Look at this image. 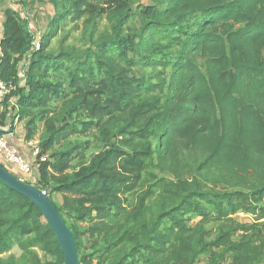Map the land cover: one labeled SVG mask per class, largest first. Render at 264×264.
Here are the masks:
<instances>
[{"label": "trees", "instance_id": "1", "mask_svg": "<svg viewBox=\"0 0 264 264\" xmlns=\"http://www.w3.org/2000/svg\"><path fill=\"white\" fill-rule=\"evenodd\" d=\"M51 1L39 41L27 15L3 11L0 77L13 89L0 134L27 119V141L43 122L34 161L52 159L38 162L35 185L71 229L80 264H264V0ZM106 13L111 31L72 66L47 51L67 15L95 29ZM80 136L99 141L88 161ZM14 244L26 264H41L34 246L64 264L40 210L0 182V264H16L1 257Z\"/></svg>", "mask_w": 264, "mask_h": 264}, {"label": "rangeland", "instance_id": "2", "mask_svg": "<svg viewBox=\"0 0 264 264\" xmlns=\"http://www.w3.org/2000/svg\"><path fill=\"white\" fill-rule=\"evenodd\" d=\"M21 0H0V38L2 35V19H3V11L5 7H12L16 9L22 16H28L30 19V27L31 30L35 33L36 41H39L40 36L42 32L46 29L48 21L51 20L53 17L55 10L54 6L51 0H22L25 2V6L22 8L21 4L19 3ZM91 2L95 4H103L105 0H90ZM139 3L144 4H152L155 2V0H138ZM137 3L133 4L132 7H135ZM62 10V7H59V11ZM112 13H106L104 16L99 19L97 23V27L95 29L93 28H85V26L82 24L81 21H72L70 19V16L67 15L63 21L59 23V26L57 28V33L55 37L52 38L50 45L47 47V51L52 53L55 57H59V61L64 63L67 66H72V60H69L70 58H74L77 54H85L87 49L90 47H93L94 42L96 41V38L98 35H101L102 33H107L111 31V23H112ZM1 56V52H0ZM64 67L61 69H52L50 71V76L55 77L61 70H63ZM24 70V67L21 68L20 75L22 76V72ZM12 101H15V97L11 99ZM60 102H52L50 107L55 108L58 106ZM12 113V112H11ZM21 129H24L23 134H25L26 129L29 130L27 126V119H20L17 121H14ZM34 128V134L32 138L30 139H38L41 137L43 133V122H36L35 125H33ZM75 136H72L70 139H75ZM80 140L89 139L90 141V148H88L85 151V160L88 161L90 157L98 151L99 147V141L91 136L90 138L87 136H80L78 137ZM29 140V139H28ZM62 146L57 145L55 146V149H59ZM53 150L47 151L45 154L40 157L39 161H42L44 159H52L51 154ZM3 162V160L1 161ZM37 161H34L33 168L31 169L30 173H24L19 168L18 172L20 175V179L24 180L25 182L28 181L30 184L35 185L36 179L35 175L37 174ZM73 164L77 163V158H75L72 162ZM5 168L9 171L12 170L10 168V165L5 162L3 163ZM10 172V171H9ZM16 172V173H18ZM191 172L184 170L183 175L188 176ZM14 174V173H12ZM160 175L169 176L174 178L177 174L167 170V168H163L161 171L159 170ZM178 175V174H177ZM36 186V185H35ZM38 186V185H37ZM224 184L216 181L214 187L213 184L209 181H205L203 187L204 189H212L216 188L219 189L223 187ZM215 190V189H214ZM51 198L55 201V203L62 207V197L58 193H52ZM132 199V197L130 198ZM62 212L65 214V218L67 222H71V218L67 216L65 211L62 209ZM236 221L238 222H251V216L246 215L244 213H236L234 216ZM198 220L197 217L192 219L191 224L195 223ZM45 221V220H44ZM29 249L35 251L38 254V257L40 259L41 264H52L54 257L51 253H48L46 251H43L42 249H39L38 247H30ZM2 259L4 260H13L16 264H26L28 262V254L26 250L21 249L18 245L14 244L12 248L1 255ZM196 264H207V258L204 255H201L196 262Z\"/></svg>", "mask_w": 264, "mask_h": 264}, {"label": "water", "instance_id": "3", "mask_svg": "<svg viewBox=\"0 0 264 264\" xmlns=\"http://www.w3.org/2000/svg\"><path fill=\"white\" fill-rule=\"evenodd\" d=\"M0 182L28 198L40 210L43 219L56 236L57 243L63 254V263L80 264L74 235L57 210L56 205L48 197V192L39 189L33 184L26 183L24 180L9 172L1 164Z\"/></svg>", "mask_w": 264, "mask_h": 264}, {"label": "built area", "instance_id": "4", "mask_svg": "<svg viewBox=\"0 0 264 264\" xmlns=\"http://www.w3.org/2000/svg\"><path fill=\"white\" fill-rule=\"evenodd\" d=\"M12 89L13 83L11 81L7 82L0 77V112L3 109V101L6 94H8ZM15 121H17V118ZM26 144L30 149L31 155L36 158L40 152L39 140L35 138L29 139L26 141ZM0 151L3 153V156L8 162L16 164L24 173H30L31 163L26 161L16 148L10 147L6 143L2 134H0Z\"/></svg>", "mask_w": 264, "mask_h": 264}, {"label": "crops", "instance_id": "5", "mask_svg": "<svg viewBox=\"0 0 264 264\" xmlns=\"http://www.w3.org/2000/svg\"><path fill=\"white\" fill-rule=\"evenodd\" d=\"M3 20V19H2ZM8 126H6L3 130L2 136L4 137L6 143L10 147L16 148L20 154L28 161V162H33L35 160V157L31 155L30 149L26 144V140L24 139V134H23V129L19 127L16 123L13 124V129L8 130ZM3 160V162H1ZM5 162L10 165V168L12 170H9L11 173H14L17 177L20 178L19 172H18V166L14 163H10L6 160V158L3 156V153L0 151V164L3 165ZM18 172V173H16Z\"/></svg>", "mask_w": 264, "mask_h": 264}]
</instances>
